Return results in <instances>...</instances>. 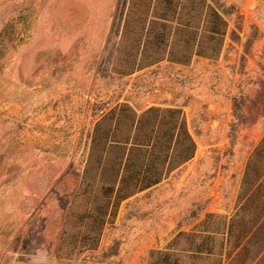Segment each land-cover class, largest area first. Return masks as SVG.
Segmentation results:
<instances>
[{"label": "rangeland", "instance_id": "rangeland-1", "mask_svg": "<svg viewBox=\"0 0 264 264\" xmlns=\"http://www.w3.org/2000/svg\"><path fill=\"white\" fill-rule=\"evenodd\" d=\"M263 130L264 0H0V264H264Z\"/></svg>", "mask_w": 264, "mask_h": 264}, {"label": "trees", "instance_id": "trees-1", "mask_svg": "<svg viewBox=\"0 0 264 264\" xmlns=\"http://www.w3.org/2000/svg\"><path fill=\"white\" fill-rule=\"evenodd\" d=\"M185 142H186V146L184 147L183 154H181L180 163H183L184 161L188 160L192 156L193 149H194V145H193L192 139L190 137H188V139ZM151 185H152L151 183H148V184H146L145 187H149ZM247 192L250 193L248 195L247 200H250L253 197L255 199L256 198L260 199V202H259L260 214H259V218L256 220V222L254 224V226H256L255 229L250 231V232H248V230H250V229H247V227L243 228L244 230L242 229L241 238H245V239L250 238L251 239V238L256 237L255 235H257V233L264 232V188H263V183L262 182L257 183L256 181L251 182L249 188L247 189ZM243 209H245V208L244 207L240 208V210H243ZM241 221L243 222V218L239 220V222H241ZM231 231H232V228L230 227L229 232H231ZM247 233H249V236H246ZM194 236H195L194 233L180 232L176 236V238L174 239L172 244H177L181 240V238H186L187 240H189V247L190 248H188V249H184V248L177 249V253H179V254L176 253L175 248L172 251H169V250L152 251V255L156 254L157 257H156V259H154L151 262V264H183V260L181 259L183 252H186L187 250H189L190 252H196L194 249V246H192ZM247 244H248V241L246 240L243 247H246ZM261 245L259 248L260 252L264 253V243Z\"/></svg>", "mask_w": 264, "mask_h": 264}, {"label": "crops", "instance_id": "crops-1", "mask_svg": "<svg viewBox=\"0 0 264 264\" xmlns=\"http://www.w3.org/2000/svg\"><path fill=\"white\" fill-rule=\"evenodd\" d=\"M245 173V178L250 182H262L264 188V130L256 139L246 158Z\"/></svg>", "mask_w": 264, "mask_h": 264}]
</instances>
